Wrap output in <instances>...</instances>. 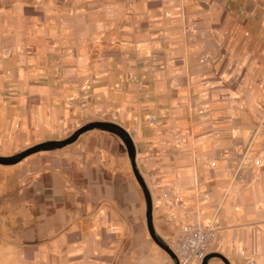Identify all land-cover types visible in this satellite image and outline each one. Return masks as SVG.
I'll list each match as a JSON object with an SVG mask.
<instances>
[{
  "label": "rangeland",
  "instance_id": "374dc122",
  "mask_svg": "<svg viewBox=\"0 0 264 264\" xmlns=\"http://www.w3.org/2000/svg\"><path fill=\"white\" fill-rule=\"evenodd\" d=\"M122 1L125 11L137 4V0ZM203 1L168 0L157 14L152 8H147L142 24L137 22L133 25L121 18L119 13L110 11L113 0H0V156L13 155L45 140L65 138L91 121L109 119L129 130L135 126L134 123L129 124L134 118L130 119V113L129 117L123 116L120 100L121 95L131 92L135 97H131L127 109L140 117L142 124L139 125L138 136L147 133L146 136H152L156 131L169 133L167 126L174 111H183L184 115L192 111L194 115L192 131L182 123L183 128L177 134L160 135L161 142H170L172 147L159 149L157 146L153 149L155 142L138 143L137 166L152 196H155L156 190L160 192L155 174L165 168L164 165L157 167L153 161L164 164L166 159L178 155L190 158L198 165L199 171L205 170L206 173L213 168L215 173H223L224 163H230L234 155L235 162L243 161L240 176L236 177V180H241L240 189L248 187L249 178L264 180V164L260 157L264 152V63L259 60L256 70H236V83L246 87V83L250 82L251 86L250 90L238 95V101L223 102L211 97V93L213 96L224 87L230 68L223 63L227 55H219L213 47L228 50L241 46L242 51L264 48V0H211V3L224 7L225 15L215 10L205 14L210 7L205 11L199 7L201 13L195 16L187 13L188 3ZM235 2L236 7L233 5ZM170 7H176L179 13L172 12ZM161 18L169 19L164 20V24H157ZM129 25L132 28L136 26V32L132 30L130 35L127 33ZM171 29L180 32L183 45L179 48L183 51L194 40V46L202 44L205 49L208 43L206 36L212 32L216 39L210 45L213 50L209 54L199 53L198 48L194 53L173 54L167 43ZM151 31L152 40L157 42L149 52L132 46L137 40L135 35H146ZM124 34L127 36H122ZM144 38L151 40L150 37ZM127 45L132 47L127 48ZM79 59V70L67 74L66 61L78 62ZM139 83H143L142 88ZM155 83H161L156 92ZM149 99H154L155 108L140 105L141 101ZM136 101L139 103L137 107ZM32 109L37 112L35 123L26 124ZM52 109L54 122L51 125ZM221 111L231 114L221 115ZM16 114L21 117L18 121L14 120ZM153 114L157 119L150 123L149 117ZM185 118L182 120L185 121ZM226 119L230 120L227 124ZM231 126L236 131L247 129L246 134H236V138L242 141L248 139L246 147L237 150L228 144L222 149L219 144L221 138L227 136L232 140L235 137L234 129L223 131L224 127ZM202 129L209 131V144L203 143L206 140L201 138ZM160 136L157 135V138ZM80 142L97 144V155L104 157L119 152L116 143L121 145L122 151L125 149L117 136L101 129L87 130L73 143ZM100 146L107 149L101 150ZM58 151H40L17 163H0V264H9L11 251L23 252L30 242L9 241L4 231L12 220L19 222V228L24 227L22 223H25L27 215L20 211L31 204L29 199L34 187L20 164L25 159ZM83 154L82 162L88 163L91 157H95L93 150H86ZM246 160L248 165H244ZM252 160L256 168L250 166ZM84 162L77 164L78 173L88 172V169H83ZM128 171L134 179L130 166ZM137 189L141 195L138 185ZM207 194V190H195L193 199L200 206L197 210L201 211L202 204L210 201L220 212V203L208 199ZM255 210L262 215V223L249 216L248 219L241 218L230 228L247 231L261 224L264 227V200L255 205ZM222 215L220 212L219 216ZM210 217L211 211L207 210L204 218L208 220ZM28 218L34 219V216L29 215ZM225 236L226 229H223L219 241L228 250ZM234 259L235 264H241L240 260Z\"/></svg>",
  "mask_w": 264,
  "mask_h": 264
},
{
  "label": "crops",
  "instance_id": "0c3cea01",
  "mask_svg": "<svg viewBox=\"0 0 264 264\" xmlns=\"http://www.w3.org/2000/svg\"><path fill=\"white\" fill-rule=\"evenodd\" d=\"M167 1L137 0L134 8L125 11L122 0H113L110 11L114 14L119 13L121 18L132 22L133 25L137 22L142 24L145 18L143 13L147 8H152L157 14L163 10L162 7L167 4ZM211 2V0H204L203 2L188 3L187 13L195 16L201 13L199 7L204 11L210 7L205 14H211L214 10L218 14H224V7ZM225 5L226 3L223 4V6ZM233 5L236 7L237 3L235 2ZM169 9L174 13H179V9L176 7H170ZM166 19L169 18H161L156 23L164 24L163 21ZM135 27L132 28L129 25L127 33L130 35L132 30L135 31ZM153 28H155L154 25ZM152 31L146 35H135L137 40L132 46L144 52H149L157 42L152 40ZM168 35L167 43L171 46V52L179 55H182L183 52L186 54L188 51L189 53L197 52L195 51L197 48L199 53L209 54L212 49L210 45L216 42L211 32L209 36H206V42L208 43L205 49L202 44L194 46V40L190 41L189 46L185 47L183 51L182 48H179L183 45L180 32L171 29ZM144 37H150L151 40L147 41ZM132 46L127 45V48ZM213 48L218 50L219 55H227L223 63L224 66L229 65L230 68L228 70L229 76L224 80V87L219 88L213 95L216 98L212 96V93L211 97L223 102L228 100L236 102L240 99L238 95H242L243 92L251 89L250 82L246 83V87L236 83L234 76L236 70L238 68L241 70L247 68L258 69L256 66L259 63L258 61L264 63V48H248L247 51H242L241 46H234L228 50L223 47ZM80 62L81 59L78 62L66 61L65 72L67 74L76 73L80 68ZM219 64H222V62H219ZM160 86L161 83H155L154 92L158 91ZM38 90L42 91V88H38ZM121 96L120 111L123 112V116L129 117L128 114L130 113V119L134 118L129 124L131 126L134 123L135 126H132L128 131L133 128L137 129V132L131 136L136 146V153H138V143L147 144L145 141L148 143L155 142L157 145L155 144L153 149L157 146L159 149L165 146L172 147L170 142L166 143L164 141L162 143V136L160 135L177 134L178 130L183 128L182 123L190 127L191 131L193 129L194 115L192 111L189 115H184L183 111H174L171 123L167 126L169 133L156 131L152 136H146L149 133L138 136L137 134L140 133L139 125L142 124L140 117L135 112L133 113L127 109L131 97L135 96L131 92ZM188 101H190V97ZM134 103L136 107L139 104L138 101ZM140 105L155 108L156 102L154 99H149L141 101ZM53 112L54 109L50 112L51 125L54 122ZM36 113V110L32 109L25 123L34 124ZM220 114L225 116L227 114L228 116L231 113L221 111ZM183 115L186 117L185 121L182 120ZM20 118L18 114L14 116L15 121ZM106 121L111 120L106 119ZM228 122L230 120L226 119L225 123ZM231 129H234L233 134H235V137L232 140L227 139V136L221 138L219 144L222 149L228 147V144H230V148H236L237 150L246 147L248 139L245 138L242 141L240 138H236V134L240 136L246 134L247 129L236 131L231 126L224 127L223 131ZM208 132H204L203 129L201 131V138L206 140L203 142L204 145L210 143ZM157 135L160 138H157ZM98 148L97 144L94 143H73L59 149V153L39 155L22 161L20 168H24L28 181L34 187L32 196L29 199L31 204L26 205L20 211L27 215L25 223H22L25 226L19 228V222L14 223L12 220L9 227L4 228V231L7 233L9 241L30 242L26 244L23 252L11 251L9 264H173L169 255L150 238L147 232L144 199L141 196L142 193L139 194L138 184L136 185L137 182L134 181L135 178L130 177L128 171L130 163L126 149L122 151L121 145L116 143V149H119V152L115 151V155L108 154L112 157H108L107 154L104 157V155H97ZM219 148L221 149V147ZM100 149L105 150L107 148L100 146ZM86 150H93L95 157H91L88 163L83 161V169H88V172L78 173L76 166L83 163L81 157L83 158V153ZM233 157L234 155L230 163H224L223 167L228 166V168L222 167L223 173H215L214 168L209 173H206L205 170L201 172L198 165L191 162L190 158L179 155L166 159L164 164H162V161L158 163L157 160L153 161L157 167L161 165L165 167L161 169V172L159 171V174H155L160 189L165 186L173 187L183 203L181 209L172 208L161 198L160 192L156 190L155 196H152L153 223L158 234L166 243L169 242L178 225L188 220L198 211L197 208L200 206H197L193 199L195 190L199 188L203 192L207 190L208 199H215L214 203H220V212L223 214L220 217V212L210 201H205L202 204V220L205 223L213 220L219 222L213 252L224 255L230 264H235L234 258L240 260L241 264H246V258L240 255V252L244 250L246 256L254 259V264H264L263 225L261 224L258 228L252 227L247 231H237L230 228L241 218L248 219L249 216L251 218L254 216L256 220L262 223V215L256 212L255 205L264 200V180L260 178L248 179L246 177L249 185L245 189H240L241 180H236V177L240 176L239 172L243 161L238 160L235 162ZM260 157L264 164V152L260 154ZM216 162L217 160L213 164L215 165ZM244 165H248L247 160ZM250 166L257 167L254 165L253 160ZM207 210L211 211V217L208 220L204 218ZM29 215H33L34 219H29ZM223 229H226L225 243L228 250H225L223 244L219 241V234ZM207 264L224 263L221 259L214 257Z\"/></svg>",
  "mask_w": 264,
  "mask_h": 264
},
{
  "label": "water",
  "instance_id": "95a60500",
  "mask_svg": "<svg viewBox=\"0 0 264 264\" xmlns=\"http://www.w3.org/2000/svg\"><path fill=\"white\" fill-rule=\"evenodd\" d=\"M90 129H101V130L110 132L111 134L117 136L123 143L126 149V153L129 159V163L131 166L133 176L140 188V191L144 199V213H145V222H146L147 232L150 238L169 255L173 264H178V261H177V258L174 252L171 250V248L165 242V240L158 234L154 226L153 216H152V208H153L152 195L137 166L136 146L128 130L122 127L120 124L112 122V121H106V120L105 121H102V120L101 121L100 120L91 121V122H88L78 127L75 131H73L70 135H68L65 138L45 140V141L33 144L13 155L0 156V163L13 164V163H17L21 161L22 159H24L25 157L31 154H34L40 151L61 149L73 143L74 141H76L82 133ZM214 257L221 259V261L224 264H230L228 259L219 252H212L208 254L203 259L201 264H207L208 261Z\"/></svg>",
  "mask_w": 264,
  "mask_h": 264
},
{
  "label": "built area",
  "instance_id": "2783aa9c",
  "mask_svg": "<svg viewBox=\"0 0 264 264\" xmlns=\"http://www.w3.org/2000/svg\"><path fill=\"white\" fill-rule=\"evenodd\" d=\"M140 88L143 83H139ZM113 114V113H111ZM156 115L149 117L150 123L155 122ZM132 136L137 132L136 128L128 131ZM159 195L172 208L181 209L183 203L171 186L160 189ZM202 211H197L188 220L178 225L173 236L167 242L174 252L178 264H201L203 259L215 249L216 234L219 230V222L216 220L205 223L202 220ZM240 255L246 258V264H254V259L246 256V251Z\"/></svg>",
  "mask_w": 264,
  "mask_h": 264
}]
</instances>
